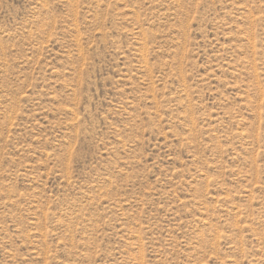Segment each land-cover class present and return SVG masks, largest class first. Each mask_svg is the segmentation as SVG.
<instances>
[{
	"label": "rangeland",
	"instance_id": "obj_1",
	"mask_svg": "<svg viewBox=\"0 0 264 264\" xmlns=\"http://www.w3.org/2000/svg\"><path fill=\"white\" fill-rule=\"evenodd\" d=\"M0 264H264V0H0Z\"/></svg>",
	"mask_w": 264,
	"mask_h": 264
}]
</instances>
